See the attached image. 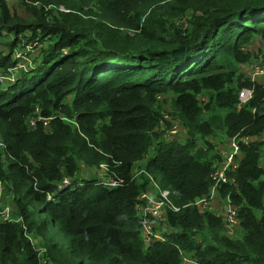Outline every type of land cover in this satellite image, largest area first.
<instances>
[{"label":"trees","instance_id":"obj_1","mask_svg":"<svg viewBox=\"0 0 264 264\" xmlns=\"http://www.w3.org/2000/svg\"><path fill=\"white\" fill-rule=\"evenodd\" d=\"M16 1L0 0V33L14 38L0 72L24 32L36 59L0 96L1 201L22 220L0 221V264H264V89L238 68L264 44V0ZM161 97L183 142L166 139ZM238 134L249 143L227 173L235 185L218 190L238 209L230 238L194 203L224 159L207 139ZM101 166L124 185L80 182ZM149 177L180 211L145 248L136 206Z\"/></svg>","mask_w":264,"mask_h":264},{"label":"built area","instance_id":"obj_2","mask_svg":"<svg viewBox=\"0 0 264 264\" xmlns=\"http://www.w3.org/2000/svg\"><path fill=\"white\" fill-rule=\"evenodd\" d=\"M62 10V9H61ZM63 11V10H62ZM30 48V47H27ZM32 48L25 53H21L20 57L26 63H30L28 57H25L27 54H31ZM17 65V64H16ZM15 66L8 70L6 75H0V84L5 82L12 83L16 79L18 75ZM22 71L28 72L27 67H25ZM21 73V72H20ZM19 73V74H20ZM15 75V77H13ZM264 77V64L257 63L254 64L251 68V78L248 79L253 86L254 79L263 78ZM252 96V91L250 92V97ZM264 100V96H263ZM38 120L43 121L41 118ZM35 125L34 119H30L29 126L33 127ZM177 134L176 128H172V130L168 133L166 139L173 140L175 139ZM249 143L247 137H242L240 134L235 135L231 139L227 141V148L221 149L220 151L223 154V162L215 169L209 176L212 186L210 188L209 194L206 197L196 201L194 206H196L199 212H202V208L206 207L209 211L213 210L212 203L216 201L218 198L221 186L225 185H235V180L228 177V171L232 172L239 164V159L242 156L240 146L247 145ZM1 146V144H0ZM101 168L105 169L104 166ZM140 174L136 173L134 177H137ZM150 178V177H149ZM151 188L146 192H143L139 195L136 212L141 221V233L143 237V241L145 243L146 248L150 247L154 242H164V237L162 234H156L154 231L156 229L157 224L161 226V233H166L167 227L165 225V214L167 212L177 213L180 211L179 208L175 207L173 203L169 200V192L167 190H162L158 187L156 182L150 178ZM125 181L120 178L107 176L104 180L99 182L100 185L108 188L115 189L118 187H122ZM72 186L71 180L65 179L60 189H66L67 187ZM3 193V188L0 184V221L2 223H21L22 220L19 217H15L12 214V210L8 205H3L1 201V196ZM222 218L224 222V230L227 237L234 238L238 234L239 230V222H238V209L233 206V203L229 196L222 198ZM218 216V215H216ZM219 217V216H218ZM45 250H38V256L42 257L45 255ZM183 264H197L195 260L189 258H183ZM40 264H51L49 260L42 259Z\"/></svg>","mask_w":264,"mask_h":264},{"label":"rangeland","instance_id":"obj_3","mask_svg":"<svg viewBox=\"0 0 264 264\" xmlns=\"http://www.w3.org/2000/svg\"><path fill=\"white\" fill-rule=\"evenodd\" d=\"M5 1H8L7 3H10L9 1L12 2V0H5ZM14 1H16V0H14ZM29 36L30 35L28 32H24L21 34V36L19 37V43H20V44H18L19 47L16 46L17 49H15V51L12 54L11 60L16 62L15 68H16L18 75L25 67H27V63L23 59H21L20 54L25 53V52L30 50V48L26 49L27 39L29 38ZM13 41H14V38H13V35L11 33H9V32L0 33V44H1L0 49L2 51L4 49H9V46H5V45H7ZM23 44L25 45V48H24ZM21 45H23V46H21ZM246 48H247V51L249 53V60L245 64L239 65L238 68H239V71L241 72V74L244 76V79L252 80V78H251L252 66L254 64H257V63L264 64V44L260 40L256 39V40H253L252 42H250ZM25 57H28L29 60L30 59H36V53L34 52L32 54H27V55H25ZM28 70L29 69H27V71ZM1 71L2 72H0V75H2L4 72L3 68ZM4 73H6V71ZM13 77H15V75ZM6 83L7 82L0 84V90H2L4 87H6V85H7ZM254 84L259 85L260 87H262V89H264V77L254 79ZM202 101H205V99L202 98ZM159 102L163 105V109L167 115L165 117L167 125L164 128L166 137H167L168 133L172 130V128H176L177 134H176L175 140H177L178 142H183L185 137H182V135H181L180 125L177 123V120H175L174 117L170 116V114H169V113H171L170 97H161L159 99ZM207 140L209 142H214V144H217L218 148H220V149H225V147L227 148L226 139L222 135H219L216 137H211L210 139H207ZM140 168H141V165L138 166L137 168H135L134 172L138 174ZM81 173L82 174L79 176L80 182L81 181L84 182V181H93L94 180L95 181L94 183H97L98 181L101 182L102 180L105 179V177L108 176L105 169H103L101 167L96 168V169L81 168ZM216 200L220 202V206L217 210L213 209V210L209 211L208 208L203 207L201 213H205L206 211H209V212L213 213L214 215H218L219 217H222L221 204H222L223 199L220 196H218V198ZM2 204L5 206L6 205H11V206L15 205L12 203L11 197L8 194H7V196L5 195L2 198ZM14 215L15 216L17 215V210L14 212ZM160 229H161L160 224H157L154 232L156 234L160 235V234H162ZM145 248H146V246H145Z\"/></svg>","mask_w":264,"mask_h":264},{"label":"clouds","instance_id":"obj_4","mask_svg":"<svg viewBox=\"0 0 264 264\" xmlns=\"http://www.w3.org/2000/svg\"><path fill=\"white\" fill-rule=\"evenodd\" d=\"M26 49H27V47H26ZM32 53H33V51H32ZM31 53V54H32ZM15 66V65H14ZM13 68V67H12ZM9 69H11V68H9ZM8 69V70H9ZM8 70H7V72L6 73H3L2 75H6L7 73H8ZM18 77V75L16 76V78ZM13 83V82H12ZM7 84V85H6ZM5 85H6V87H4L2 90H0V96H1V94L3 93V92H5L9 87H8V83H6ZM11 84V83H10ZM2 92V93H1ZM0 144H1V146L0 147H3V145H2V143L0 142ZM14 215V214H13ZM15 216V215H14ZM15 217H17V216H15ZM20 218V217H19Z\"/></svg>","mask_w":264,"mask_h":264},{"label":"crops","instance_id":"obj_5","mask_svg":"<svg viewBox=\"0 0 264 264\" xmlns=\"http://www.w3.org/2000/svg\"><path fill=\"white\" fill-rule=\"evenodd\" d=\"M218 149H220V148H218ZM219 206H220V202L216 200L214 203H212V206L211 207H213V209H216L217 210L219 208ZM13 210H14V208H13Z\"/></svg>","mask_w":264,"mask_h":264}]
</instances>
